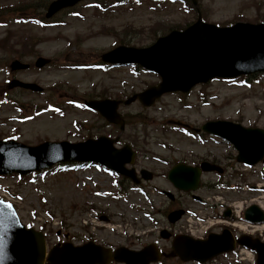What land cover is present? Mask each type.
I'll list each match as a JSON object with an SVG mask.
<instances>
[{
    "label": "rangeland",
    "instance_id": "obj_1",
    "mask_svg": "<svg viewBox=\"0 0 264 264\" xmlns=\"http://www.w3.org/2000/svg\"><path fill=\"white\" fill-rule=\"evenodd\" d=\"M50 1L0 0V10H6L11 5L13 9H26L28 13H33V17H43V9ZM94 1H83L74 9L60 13L56 18L60 21L58 24L12 22L0 25V98L8 91L24 109V114H20L12 103L0 104V138L12 133L23 142L37 145L45 140L76 142L84 140L86 134L117 136L119 129L115 125H110L98 113H92L84 107L70 106L65 102L69 98L62 96L126 99L132 93L156 83L159 78L153 73L141 70L134 72L124 66L123 69L107 70L89 69L88 66L99 61L101 54L116 46L121 39L125 45L147 46L155 41L156 35H161V31L184 26L198 17L197 8H184L183 3L178 1L160 4L153 0H138L108 10L95 7L91 4ZM198 8L204 20L221 25L239 20H264V0H199ZM17 55L21 56L19 59L30 63H34L38 55L52 59L53 64L42 70L33 67L27 72L15 73L22 80L41 84L47 91L25 93L9 90V83L6 82L9 69L5 66H9L6 64L11 63ZM257 76L249 85L242 81L214 80L207 85L197 86L187 97L170 93L150 108L141 106L139 102L121 105L119 110L125 115L128 124L121 134L122 140L133 143L135 148L141 145V151L142 146L149 149L151 157L146 161L144 157L140 158L139 163L160 175L144 185L151 193L150 201L140 189H130L124 197L117 196L114 185L116 176L97 166L78 173L56 171L46 177H25L21 180L12 176L0 179L12 189L11 197L7 199L15 204L24 223L37 228L46 226L55 230L61 225L64 231L70 229L77 233L82 228L83 220L92 213L97 215L100 225L106 223V229H119L124 237L136 232L145 235V231L152 227L157 229L158 234L168 221L162 214L155 213L154 208L171 205L160 191L172 188L166 174L170 166L156 161L152 158L153 154L187 161H199L207 154L215 156L219 152L231 154L229 145L220 139L207 137L201 143L190 138L184 129H174V126L176 121L200 126L207 120L230 119L245 126L264 128V77ZM204 95L207 98L203 100ZM49 97L53 98L52 101L61 102L59 105L64 107V111L46 110L31 116L35 109L46 105ZM18 115H22V119L9 120ZM226 162L229 159L226 158ZM242 167L239 165L237 169H230L235 176H226L232 182L231 185L209 190L205 187V191L197 193L203 197L210 195L209 201H219L221 205L247 201L245 203H260L264 206V190L259 192L250 189L255 185L257 189L258 185H264L259 173L260 165L251 169ZM208 179L216 181L218 178L214 173H207L204 176L205 183ZM237 182H240L242 190H238ZM183 203L186 207L203 209L191 198L184 199ZM92 204L97 207L96 210L91 211ZM104 210L107 213H101ZM188 223L199 226L194 218ZM182 225L186 226L187 221L184 220ZM51 236L54 241V235ZM161 243L168 245L162 240ZM232 256H221L213 263L235 264L230 259ZM172 261H166V264H172Z\"/></svg>",
    "mask_w": 264,
    "mask_h": 264
},
{
    "label": "water",
    "instance_id": "obj_2",
    "mask_svg": "<svg viewBox=\"0 0 264 264\" xmlns=\"http://www.w3.org/2000/svg\"><path fill=\"white\" fill-rule=\"evenodd\" d=\"M80 0H55L51 3L47 16L59 9L76 4ZM196 3V0H194ZM104 60L117 63H141L146 68L158 72L162 81L141 93L130 97L126 103L139 98L150 105L164 92L181 90L188 92L199 82H207L213 77H234L264 71V23L251 24L238 22L229 27H219L206 23L199 16L198 20L184 30H173L160 37L157 42L146 48L119 46L103 55ZM40 57L37 66L47 63ZM14 68L18 62L14 63ZM23 86L41 90L36 84L20 83ZM110 121L123 123L117 112L119 101L94 100L89 103ZM204 128L230 139L239 150L238 159L250 164L256 163L264 155V130L245 128L229 121H213ZM133 156L130 146L122 149L114 147V140L106 136L89 139L79 143L45 142L38 146H27L14 140L0 141V174L17 171L21 174L49 168L56 162H99L118 172L134 177L135 171L128 170L124 164ZM184 167L174 168L171 179L178 187L195 188V184L184 183L191 175ZM181 172V173H179ZM258 209L255 205L247 209L246 215ZM261 220V219H259ZM231 237L225 232L213 234L208 240L198 241L190 238L175 242L176 251L185 259L206 260L222 251L233 248ZM123 250V249H122ZM49 256L51 264H94L102 256L100 264H106L111 256L109 250H93L85 247L67 246ZM260 264H264V247L259 248ZM123 253V257H118ZM116 259L137 263L141 255L131 251L116 252ZM46 245L41 233L21 224L13 204L0 199V264H44Z\"/></svg>",
    "mask_w": 264,
    "mask_h": 264
},
{
    "label": "flooded vegetation",
    "instance_id": "obj_3",
    "mask_svg": "<svg viewBox=\"0 0 264 264\" xmlns=\"http://www.w3.org/2000/svg\"><path fill=\"white\" fill-rule=\"evenodd\" d=\"M222 159V160H220ZM225 160V157L221 154H218V156L216 157V159H212V162L215 163H219V162H225L223 161ZM201 162H193V165L196 164H200ZM171 203L172 206L170 208L166 209V212H170L172 210H176V209H180L182 208V206L179 204V202H177V198H175V196L171 199ZM57 236H58V240L57 243H61L62 241H70L72 243H75V245H80V244H85L89 241H94L97 244L106 246V247H112V248H116L119 245H125L128 246L131 249L134 250H140L146 247L147 243L146 241H144V239L142 237H136L138 238L136 239H131L129 241H124L123 238H120V235H110L106 230H101V231H95V232H90V233H86V235H82V234H78V233H70V232H66L64 236H62V232L61 230L57 231ZM63 239V240H62ZM119 239L118 242H116L115 240ZM170 240V243H172V239H168ZM111 242V243H109ZM120 242V243H119ZM161 248V251L166 252V249L170 248H164V246H159ZM164 256H162L163 258ZM161 258V259H162ZM112 264H117L115 262H112Z\"/></svg>",
    "mask_w": 264,
    "mask_h": 264
},
{
    "label": "trees",
    "instance_id": "obj_4",
    "mask_svg": "<svg viewBox=\"0 0 264 264\" xmlns=\"http://www.w3.org/2000/svg\"><path fill=\"white\" fill-rule=\"evenodd\" d=\"M98 1H101V0H98ZM187 1H188V0H187ZM188 2H189V1H188ZM2 12H4V11L0 10V14H1Z\"/></svg>",
    "mask_w": 264,
    "mask_h": 264
}]
</instances>
